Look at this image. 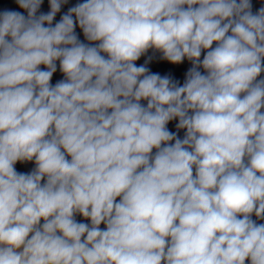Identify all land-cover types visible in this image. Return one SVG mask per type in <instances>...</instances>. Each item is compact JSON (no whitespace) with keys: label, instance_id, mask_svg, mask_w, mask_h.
Listing matches in <instances>:
<instances>
[{"label":"clouds","instance_id":"clouds-1","mask_svg":"<svg viewBox=\"0 0 264 264\" xmlns=\"http://www.w3.org/2000/svg\"><path fill=\"white\" fill-rule=\"evenodd\" d=\"M67 2L0 11V264H264V6Z\"/></svg>","mask_w":264,"mask_h":264},{"label":"water","instance_id":"water-1","mask_svg":"<svg viewBox=\"0 0 264 264\" xmlns=\"http://www.w3.org/2000/svg\"><path fill=\"white\" fill-rule=\"evenodd\" d=\"M82 2H84V0H68L66 4L62 5L60 12H58L56 17L54 18L53 25L60 20L61 16L64 15L70 7ZM251 3H252V11L254 13L258 11L261 6H264V0H251ZM6 8L15 11H20L23 14L27 15L25 10L19 8V6L15 3V0H0V11H3ZM48 11H50L49 0H43L40 10L37 14H39L40 12L47 13ZM76 32L81 41L88 43V41H86L83 36L82 30L78 26L76 27ZM149 56L153 57L148 64V67L152 72H159L161 75H171L174 79L179 80L181 85L183 84L185 73L191 67L190 62L187 61V59H185V61L182 64H178V65L170 64L169 62L160 59L161 53L154 52L153 50L150 49L136 63L138 65L143 64L144 61L148 59ZM201 71L203 72V69H201ZM262 76H264V73H262ZM62 78H63L62 74L59 72L58 69L57 73H55L53 76L52 83L54 84L57 80ZM175 123L176 121H173L170 122L168 125V128L173 132L177 131L175 128ZM178 135L182 139L184 136V130H180ZM153 151H155V149ZM15 167L19 172H30L35 167V165L34 163H29V162H25L23 164L18 162ZM76 218L77 220H83V218L80 216H77ZM252 219L256 220L255 215L252 216ZM83 222H88V221H83ZM257 223H264V220H258ZM100 227L104 228L105 225L101 224ZM245 264H250V261L246 260Z\"/></svg>","mask_w":264,"mask_h":264}]
</instances>
